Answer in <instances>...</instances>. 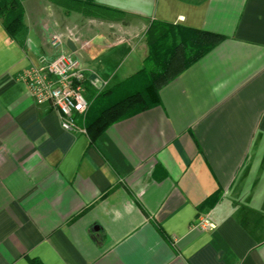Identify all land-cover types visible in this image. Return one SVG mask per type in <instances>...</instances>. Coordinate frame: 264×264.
Masks as SVG:
<instances>
[{
	"label": "crops",
	"instance_id": "obj_1",
	"mask_svg": "<svg viewBox=\"0 0 264 264\" xmlns=\"http://www.w3.org/2000/svg\"><path fill=\"white\" fill-rule=\"evenodd\" d=\"M94 1L121 15L26 0L15 39L0 17V264H264V0ZM154 21L225 40L93 144L19 78L62 36L88 79L85 127L100 94H127Z\"/></svg>",
	"mask_w": 264,
	"mask_h": 264
},
{
	"label": "trees",
	"instance_id": "obj_2",
	"mask_svg": "<svg viewBox=\"0 0 264 264\" xmlns=\"http://www.w3.org/2000/svg\"><path fill=\"white\" fill-rule=\"evenodd\" d=\"M26 0H0V17L10 39H15L24 29ZM64 8L66 13L80 12L85 15L107 17L120 12L98 5L94 0H51ZM225 37L206 31L154 21L146 33L149 53L144 67L122 84L127 94H100V108L95 116L86 119L85 128L91 143H95L114 124L139 113L160 106V91L178 76L211 53ZM122 94V93H121ZM111 96V95H110ZM96 99V100H97ZM99 104V103H98Z\"/></svg>",
	"mask_w": 264,
	"mask_h": 264
},
{
	"label": "built area",
	"instance_id": "obj_3",
	"mask_svg": "<svg viewBox=\"0 0 264 264\" xmlns=\"http://www.w3.org/2000/svg\"><path fill=\"white\" fill-rule=\"evenodd\" d=\"M51 45L61 53L49 63L26 70L19 78L26 83L36 104L49 103L58 112L64 131L86 135L87 130L79 124V119L84 118L89 109L87 76L80 62L62 50V36H52ZM197 225L206 230L214 228L211 216L201 217Z\"/></svg>",
	"mask_w": 264,
	"mask_h": 264
},
{
	"label": "rangeland",
	"instance_id": "obj_4",
	"mask_svg": "<svg viewBox=\"0 0 264 264\" xmlns=\"http://www.w3.org/2000/svg\"><path fill=\"white\" fill-rule=\"evenodd\" d=\"M86 114H87V112H86ZM86 114H85V115H86Z\"/></svg>",
	"mask_w": 264,
	"mask_h": 264
}]
</instances>
